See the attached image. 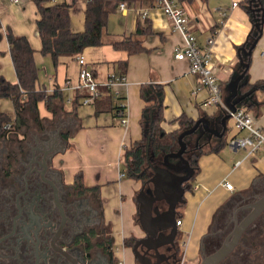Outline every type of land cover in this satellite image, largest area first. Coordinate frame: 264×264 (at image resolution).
Returning <instances> with one entry per match:
<instances>
[{"label": "crops", "instance_id": "crops-1", "mask_svg": "<svg viewBox=\"0 0 264 264\" xmlns=\"http://www.w3.org/2000/svg\"><path fill=\"white\" fill-rule=\"evenodd\" d=\"M86 1L51 2L70 4V26L74 31H80L84 25ZM174 1L189 17V31L194 34L198 46L203 47L206 39L214 35L212 64L223 96L225 82L238 61L237 47L245 41L251 28L249 16L241 5V0ZM117 2V0L108 2L106 8L109 13L112 11L118 15L120 24L106 26L103 34L104 43L87 47L82 56L87 65L96 70L100 80L105 79L109 73H118L116 62L127 61L124 74L126 86L121 89L127 107V123L122 124L119 115L114 112L101 111L95 102L80 103L76 109L68 113L72 107L66 100L69 97L73 98L76 92L74 90H62L65 109L57 111L56 116L53 117L46 109L44 102L38 103V112L47 119L56 118L52 123L53 127L47 129L57 136L60 145H65L64 151L58 152L53 158V164L61 170L64 182L72 184L74 176L81 173L84 185L99 187L103 219L109 227L113 243L115 239L122 243L125 237L140 236L143 232L139 223L134 221L137 212L134 196L140 182L123 174L121 160L123 147L129 146L141 136L139 121L145 105L140 94L141 86L149 83L162 85L163 119L160 126L166 132L178 128L176 119L181 113L195 120L201 113L214 114L219 107L205 104L208 92L205 88L197 86L196 77L189 72L187 60L174 58V47L182 42V37L172 28L167 17L154 6V1H126L127 5L123 10L117 8ZM233 2H236V5H233ZM140 10H148V14L143 15ZM38 17L32 0H0V75L11 82H16L6 41V32L10 29L14 35L25 36L34 50L39 88H45L50 93L56 87L62 89L67 81L70 85H75L78 82L79 69L76 57H60L54 66L49 55L40 53L41 42L36 25ZM145 20L152 32L134 35L137 25L143 27ZM130 35L139 39L146 49L127 54L123 50L112 48L109 44L111 40ZM89 49L91 52H85ZM85 53L88 55L91 53L90 57ZM248 80L250 82L264 80V25L261 36L250 54ZM259 97L264 98L263 94H259ZM40 105L45 109L44 114L40 112ZM209 106H213L211 111H208ZM252 113L255 123L263 126L264 105L259 107L257 113L254 111ZM8 114L11 117L15 116L14 112L13 115ZM227 127L229 129L226 141L231 136L245 134L243 131L236 132L228 120ZM63 135L66 136V140L63 139ZM198 164L199 171L192 180V189L185 190V202L179 208L181 210L179 226L187 232L194 245L191 249L189 241L185 245V249H188V260L192 262L190 264L196 263L199 259L202 238L212 224L216 212L218 213L214 222L219 224V221L227 220L232 211L254 200L255 196L264 194V147L248 153L247 149H231L226 144L219 153L201 155ZM226 180L232 183V189L223 185ZM113 218L118 221L113 223ZM262 219L264 225V212ZM114 255L117 261L121 260L123 264L135 262L130 247L123 244L121 249L118 247L114 249ZM184 257L183 249V259Z\"/></svg>", "mask_w": 264, "mask_h": 264}, {"label": "trees", "instance_id": "trees-1", "mask_svg": "<svg viewBox=\"0 0 264 264\" xmlns=\"http://www.w3.org/2000/svg\"><path fill=\"white\" fill-rule=\"evenodd\" d=\"M36 6L39 17L36 21L38 35L40 37L41 47L40 53L42 55H49L54 66L57 65L60 57H75L87 47L99 46L104 43L103 34L105 32L108 20L109 11L106 4L115 0H87L84 10V25L80 31H74L70 26L69 7L70 4L65 2H51L52 0H32ZM122 1V0H117ZM137 1V0H125ZM182 1V0H180ZM191 1V0H186ZM241 5L246 10L251 28L247 33L245 41L237 47L238 61L233 67L229 79L225 82L226 87L223 91V96L226 98L230 95L228 84L234 78L242 74L239 81L236 83V92L231 103L236 108L244 107L251 109L257 113L260 106L264 105V98L259 97V94L264 96V80L250 82L248 80V66L250 64V55L245 51L261 36L263 21L264 0H241ZM147 20L144 21L143 27L137 25L134 35H141L151 33ZM6 41L8 43V50L10 58L14 67L16 82L7 80L0 75V98H9L13 105L16 119L0 110V126L5 130L6 124H11L15 130L19 131H33L41 132L48 127H53L52 123L56 118L47 119L39 115L38 103L44 102L45 107L54 116L57 111L65 109V97L61 88L56 87L52 92H47L45 88L37 86L38 67L35 64L33 53L28 39L23 35H14L10 29L6 32ZM112 48L116 50H123L127 54H133L144 51L146 48L142 45L139 39L133 36L123 37L121 39H114L109 42ZM247 64V66L245 65ZM119 75L125 74L127 65L126 60H120L115 63ZM104 94L95 99V105L101 111L114 112L119 114V105L109 90L104 89ZM141 97L145 101L140 117L141 136L139 139L133 141L129 146H124L121 153V160L123 165V174L130 179L140 182L139 189L135 192L134 199L137 205L136 194L143 185L150 184V178L154 174L153 167L165 166L164 155H167L168 162H175L176 157L169 156V153L178 148L177 136L179 133L187 128L193 126L196 120L200 117L206 119V126L201 123L197 128L188 135H193L200 129V135L194 144L187 142L188 135L183 138L186 142V148L182 153L189 165L193 168L191 178L186 181L183 186L185 190L192 189V180L199 171L198 159L203 154L219 153L226 145V135L228 132L227 120H223L226 116L222 108L213 114L201 113L195 120L188 117L185 113H181L177 117L178 128L166 132L160 126L163 119V90L159 83L144 84L140 89ZM85 93L75 92L70 105L71 113L76 109L77 105L81 103V97ZM13 136H10L12 138ZM66 140V136H62ZM21 147H24L21 144ZM72 186L78 190L80 194L89 195L98 204L102 212V201L99 195L98 186H86L83 183L82 174L77 173L74 176ZM184 203L176 207V219H180L181 210L179 208ZM137 212L134 216V221L137 223ZM101 231L103 239H100L99 246L108 243L112 249L113 240L110 232L104 233ZM245 233V232H244ZM244 247L247 248L248 256L246 261L240 264H264V225L261 226V231L257 234L253 232H246L244 234ZM134 236H128L123 239L122 244L125 247H131ZM112 253V251H111Z\"/></svg>", "mask_w": 264, "mask_h": 264}, {"label": "flooded vegetation", "instance_id": "flooded-vegetation-1", "mask_svg": "<svg viewBox=\"0 0 264 264\" xmlns=\"http://www.w3.org/2000/svg\"><path fill=\"white\" fill-rule=\"evenodd\" d=\"M6 125L5 130L0 126V264H118L113 246H99L101 231L109 232V227L98 204L65 183L61 170L53 164L60 147L57 136L47 128L37 133ZM142 190L151 195L153 186L143 185ZM153 206L160 211L167 207L162 199ZM246 212L232 211L227 220L214 222L202 238L200 257L194 264L218 249L232 235L234 217L239 221ZM260 218L262 215L245 233L252 232ZM169 231L158 228V233L166 235L157 234L154 240L138 243L143 261L150 257L151 264H184L178 227L174 234L167 235ZM245 233L218 264L242 263L239 251H248L244 247ZM146 236L144 231L134 236L130 247L133 254L136 240ZM134 260V264H140L135 254Z\"/></svg>", "mask_w": 264, "mask_h": 264}, {"label": "built area", "instance_id": "built-area-1", "mask_svg": "<svg viewBox=\"0 0 264 264\" xmlns=\"http://www.w3.org/2000/svg\"><path fill=\"white\" fill-rule=\"evenodd\" d=\"M17 1V0H12ZM154 6L158 8L170 21L172 28L178 31L182 37V42L174 47V58L178 60H187L189 64V72L196 77L197 86L205 88L208 92L205 104H213L224 109L229 115L232 128L236 132H245L244 135H234L227 139L226 144L231 149H247L248 153H252L264 147V125L259 126L254 121V115L251 110L244 107L231 110L222 96V91L218 79L213 70L212 55L213 46L215 44L214 35H210L206 39L203 47L196 44L195 36L189 31V17L186 15L182 7L174 0H153ZM236 5V2L232 3ZM127 2L122 0L117 2V8L123 10ZM141 14L147 15L148 10H140ZM76 60L79 64L78 82L75 85H70L67 81L62 90H74V92L85 93L81 97L82 104L94 102L104 94V89L109 90L110 94L119 105V118L122 124L127 123V107L125 97L121 89L126 86L124 75L118 73H109L108 76L100 80L98 73L94 68L87 65L82 54H79ZM69 97L66 102H71ZM6 126H9L8 124ZM238 163V162H237ZM223 185L232 189V183L224 181ZM181 219H176V225L179 226ZM118 264H123L121 260Z\"/></svg>", "mask_w": 264, "mask_h": 264}, {"label": "water", "instance_id": "water-1", "mask_svg": "<svg viewBox=\"0 0 264 264\" xmlns=\"http://www.w3.org/2000/svg\"><path fill=\"white\" fill-rule=\"evenodd\" d=\"M255 43L256 42H254L245 51L248 55L251 54ZM245 65L247 66V64ZM241 76L242 74L234 78L227 86L231 93L225 98V102L231 110H235L236 108L232 105L231 99L235 95L236 83L239 81ZM228 118L229 115L226 114L223 120H227ZM16 121L18 122L19 118H17ZM199 123L206 126V119L204 117L198 118L193 126L181 131L177 136L178 148L169 153V156L178 158L176 162H168V156L164 155L163 159L165 166L153 167L154 174L150 178V182L153 186L151 195H148L142 189H140L136 194V200L138 202V223L147 235L142 239L136 240L132 248L140 264H151V260L150 257H146L145 262L140 258V253L136 248L139 242L145 243V241L154 240L157 234L166 235L163 232L158 233V228H170L167 235H171L176 232V207L185 202V189L183 184L188 181L193 174V168L189 165L188 161L182 157V153L186 148V142L183 137L192 133L197 128ZM64 149L65 145L62 144L60 145L59 150L55 151V153L62 152ZM161 199L166 203L167 207L160 211L157 206H153V203ZM239 208H242L247 212L239 221H237L234 217L235 226L231 232L232 235L229 234L225 238L222 245L214 252L203 255L199 264H218L220 260L224 259L233 250V248L239 243L241 235L248 230V227L259 215L261 216L263 214L264 194L259 197L255 196L254 200L247 202Z\"/></svg>", "mask_w": 264, "mask_h": 264}, {"label": "rangeland", "instance_id": "rangeland-1", "mask_svg": "<svg viewBox=\"0 0 264 264\" xmlns=\"http://www.w3.org/2000/svg\"><path fill=\"white\" fill-rule=\"evenodd\" d=\"M241 2V1H240ZM117 16L118 15H116L114 12H110L109 14H108V20H107V26H109L110 24H113L114 25V23L116 24V25H119L120 24V22H119V19H117ZM91 49H89L88 51H85V52H91L90 51ZM86 54V56L87 57H90V54L88 55L87 53H85ZM95 62V61H94ZM224 93H225V91H224ZM212 107L213 106H209V108H208V111H211V109H212ZM221 108V107H220ZM223 109V108H222ZM0 110H2V111H5L6 113H10V114H12L13 115V105H12V102H11V100L9 99V98H5V97H3V98H0ZM224 110V109H223ZM40 112L42 113V114H44L45 113V109H44V107L43 106H41L40 105ZM253 112V111H252ZM16 118H18V117H13L12 116V119H16ZM228 120V122L230 123V121H229V119H227ZM19 123H20V121H18ZM229 129V128H228ZM200 129H198V131L196 132V133H194L193 135H188V137H187V142L189 143V144H194L195 142H196V140H197V137H198V135H200V133H201V131H199ZM217 213L218 212H216V214L214 215V217H213V222H212V224L214 223V221H215V218H216V215H217ZM262 218H260L257 222H256V224H255V226H254V228H253V233L254 234H257L258 232H259V230H260V228H261V225L263 224V222H262ZM114 221H118V220H115L114 218H113V223H114ZM119 221H120V219H119ZM116 223V222H115ZM216 223V222H215ZM211 224V225H212ZM211 225H210V227H211ZM231 227V226H230ZM178 230H179V232H180V244H181V247H182V249H184L185 250V257H184V264H190V263H192L191 261H189L188 260V249L186 250L185 249V245H186V243L188 242V244H189V248L191 249L194 245H193V241L191 242L190 241V239H189V235L187 234V232L183 229V227H181V226H179L178 227ZM116 247H118L119 249H121V247H122V243L121 242H118L116 239H115V241H114V243H113V248L116 250ZM201 250V249H200ZM240 252V260H241V262H244L245 261V259H247V256H248V252L246 251V250H244V249H242V250H240L239 251ZM194 263V262H193Z\"/></svg>", "mask_w": 264, "mask_h": 264}]
</instances>
